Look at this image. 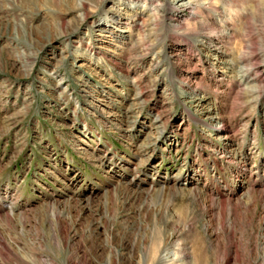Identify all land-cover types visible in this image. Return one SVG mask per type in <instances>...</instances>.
<instances>
[{"label": "rangeland", "instance_id": "1", "mask_svg": "<svg viewBox=\"0 0 264 264\" xmlns=\"http://www.w3.org/2000/svg\"><path fill=\"white\" fill-rule=\"evenodd\" d=\"M209 1L0 0V234L29 260L264 264L256 0Z\"/></svg>", "mask_w": 264, "mask_h": 264}, {"label": "bare ground", "instance_id": "2", "mask_svg": "<svg viewBox=\"0 0 264 264\" xmlns=\"http://www.w3.org/2000/svg\"><path fill=\"white\" fill-rule=\"evenodd\" d=\"M83 1L84 0H81L80 7L85 8V2H83ZM144 1L147 2L148 0H144ZM151 1L152 0H150V2ZM203 1H205V0H203ZM206 1H208L207 3L210 2L209 0H206ZM236 1H242V0H234L233 2H236ZM244 1H246V0H244ZM255 3H256V1H254V4ZM206 6L207 5H197L195 7L193 6L190 8H192L191 10L193 11L194 15H198V13H200V10H202ZM214 6H216V5H214ZM175 7H177V6H175ZM208 8H210V7H208ZM151 10L153 12L151 15H154L155 18L157 19V22H155L153 24H154V26H157V23L161 24L160 15L162 16V13L164 12L165 14L168 13L170 16H174L172 13H173V11H175V8H173V7H167L166 8V6H162V3L159 2V0H157V2L154 4V9H151ZM250 16L251 17L249 18V20L247 21V24H246V26H247L246 29L249 28L250 30H252V33L249 34L250 39H249L248 43L249 44H252V42L257 43V41L254 37L255 34L252 35L253 31L255 29H257V31H259V32H262L263 37H262L260 43H262V42L264 43V20H262L261 17L257 16L255 18V22H253L252 14ZM193 19H197V17L195 16V17H193ZM259 57H260V55L254 54V55H249V56H240L238 58L237 64L239 66V70L243 73L246 82L256 81L262 75V72L264 71V69L260 67L259 62H256V61H258ZM262 57L264 58V54L262 55ZM5 215L7 218V222H9L10 219L8 218V213H5ZM182 251H183L182 247H179L178 250H176V248H174V250H173L174 255L176 257H177L176 254H178ZM166 252H167V249L162 250L161 248L159 249V251L157 253L155 251H153L152 256H155V257L152 259H153V261L156 260L155 264H180V263H178L179 257L176 259L165 260L164 256L167 255V254H165ZM154 254H156V255H154ZM181 257H183V259L185 260V256H181ZM31 259L32 260L28 259L24 250H22V249L19 250V248H14L11 245V243L3 235L0 234V264H32V262L34 264H48V262L46 260H44L40 257H31ZM49 262L51 264H57L56 258H54V259L52 258ZM66 264H69V263H66Z\"/></svg>", "mask_w": 264, "mask_h": 264}, {"label": "clouds", "instance_id": "3", "mask_svg": "<svg viewBox=\"0 0 264 264\" xmlns=\"http://www.w3.org/2000/svg\"><path fill=\"white\" fill-rule=\"evenodd\" d=\"M251 14L253 22L257 16L264 20V0H256V3L251 6Z\"/></svg>", "mask_w": 264, "mask_h": 264}]
</instances>
